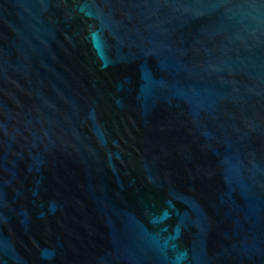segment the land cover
I'll return each instance as SVG.
<instances>
[{
    "label": "water",
    "instance_id": "obj_1",
    "mask_svg": "<svg viewBox=\"0 0 264 264\" xmlns=\"http://www.w3.org/2000/svg\"><path fill=\"white\" fill-rule=\"evenodd\" d=\"M0 264H264V0H0Z\"/></svg>",
    "mask_w": 264,
    "mask_h": 264
}]
</instances>
